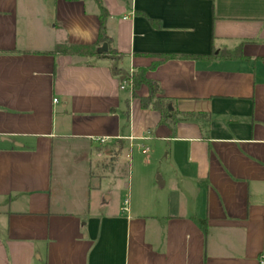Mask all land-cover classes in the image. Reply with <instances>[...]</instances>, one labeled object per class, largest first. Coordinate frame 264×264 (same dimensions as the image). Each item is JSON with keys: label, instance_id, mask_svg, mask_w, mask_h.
Masks as SVG:
<instances>
[{"label": "crops", "instance_id": "0c3cea01", "mask_svg": "<svg viewBox=\"0 0 264 264\" xmlns=\"http://www.w3.org/2000/svg\"><path fill=\"white\" fill-rule=\"evenodd\" d=\"M99 1L0 0V264H264V0Z\"/></svg>", "mask_w": 264, "mask_h": 264}, {"label": "trees", "instance_id": "16d2710c", "mask_svg": "<svg viewBox=\"0 0 264 264\" xmlns=\"http://www.w3.org/2000/svg\"><path fill=\"white\" fill-rule=\"evenodd\" d=\"M72 1V0H68ZM98 3V8H99V34H98V39L95 45H88V46H79V45H58L54 52L52 54H59V55H75V56H81L85 58H93V59H109V60H114L118 57V54L114 50H107L104 53H98V46L103 44V43H108V39L106 35L104 34V21L107 17L106 11L104 8L101 6V3L99 0H96ZM170 56H166V59H169ZM212 56L204 57V56H189L186 58L193 59V60H200V59H207ZM218 58L220 59H234V58H240V49L239 47L235 49L232 52L228 51H222L217 54ZM144 69L138 70L136 74H133L130 79H131V87L132 90H136L140 85L146 84V85H151V82L146 80L144 78L145 74ZM112 72L115 75H118L121 73V70L116 69L115 67H112ZM152 95V96H151ZM148 98L146 99H141V105L142 107H148V105L151 104V108L154 110L158 111L161 114V123L165 124L168 119V115H172V113L168 109V105L170 103L169 100L165 98H154V92L152 91L151 94ZM198 223L201 225L202 228H204L205 224L202 221H198Z\"/></svg>", "mask_w": 264, "mask_h": 264}, {"label": "rangeland", "instance_id": "374dc122", "mask_svg": "<svg viewBox=\"0 0 264 264\" xmlns=\"http://www.w3.org/2000/svg\"><path fill=\"white\" fill-rule=\"evenodd\" d=\"M138 155L137 156H139L140 157V159H142L143 158V156H141L140 155V151H138V153H137ZM123 161H124V165H125V167H122L123 169H121V173H122V176H119V177H117L116 176V170L113 172V174H111V175H109V176H107V177H105L104 179H103V181H102V183L104 184V186L106 187V189L108 190V191H110V195L112 196V201L111 202H113L114 201V199L117 197V195H119V193L120 194H122V195H125L126 194V188L124 187V185L125 184H127V163H126V159H122ZM152 167V166H151ZM149 168V167H147L146 169H147V171L149 170H151V171H154L155 170V167L153 166L152 168ZM137 168V167H136ZM139 170H137V171H135V176L137 175V178H136V180H138L139 179V175L137 174V172H138ZM143 171V170H142ZM150 171V172H151ZM117 184H118V186H117ZM117 186V187H116ZM117 192V194H116V197H115V194L114 193H116ZM106 196H108L109 195V193H107L106 192V194H105Z\"/></svg>", "mask_w": 264, "mask_h": 264}, {"label": "built area", "instance_id": "2783aa9c", "mask_svg": "<svg viewBox=\"0 0 264 264\" xmlns=\"http://www.w3.org/2000/svg\"><path fill=\"white\" fill-rule=\"evenodd\" d=\"M120 89H123V86H121ZM95 141H97V142L103 144V143L105 142V139H103V138H97V139H95ZM127 207H128V201L125 200V201H124V208H123V210H124V211H127Z\"/></svg>", "mask_w": 264, "mask_h": 264}, {"label": "water", "instance_id": "95a60500", "mask_svg": "<svg viewBox=\"0 0 264 264\" xmlns=\"http://www.w3.org/2000/svg\"><path fill=\"white\" fill-rule=\"evenodd\" d=\"M106 44H103L102 46H101V48H99L98 49V53L100 54V53H104V52H106ZM168 108H170V106L168 107Z\"/></svg>", "mask_w": 264, "mask_h": 264}]
</instances>
